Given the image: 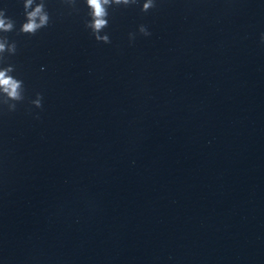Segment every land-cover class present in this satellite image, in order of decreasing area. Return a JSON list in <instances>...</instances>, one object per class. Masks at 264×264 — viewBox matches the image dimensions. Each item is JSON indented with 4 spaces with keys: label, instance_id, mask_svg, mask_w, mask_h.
<instances>
[{
    "label": "water",
    "instance_id": "95a60500",
    "mask_svg": "<svg viewBox=\"0 0 264 264\" xmlns=\"http://www.w3.org/2000/svg\"><path fill=\"white\" fill-rule=\"evenodd\" d=\"M48 10L35 35L7 12L26 98L0 112V262L264 264V0L114 7L111 43L84 0Z\"/></svg>",
    "mask_w": 264,
    "mask_h": 264
},
{
    "label": "clouds",
    "instance_id": "9594fccd",
    "mask_svg": "<svg viewBox=\"0 0 264 264\" xmlns=\"http://www.w3.org/2000/svg\"><path fill=\"white\" fill-rule=\"evenodd\" d=\"M63 3L76 10L78 0H63ZM84 3L88 9L85 27L90 30V34L96 41L111 43L110 34L105 31L110 23V9L139 6L142 12H148L157 6L158 0H84ZM22 4L24 20L19 27V32L35 35L50 24L48 0H22ZM15 29V20L7 15L6 8L0 7V112L5 109L8 112H15L18 104L26 98L24 80L15 75V65L7 62L8 56L16 54L17 42L5 34ZM138 33L145 37L152 35L149 27L141 23L136 31L128 33L130 43L135 41ZM260 40L264 43V32L260 34ZM30 103L36 108H42L43 93L37 92ZM35 116L39 118V113Z\"/></svg>",
    "mask_w": 264,
    "mask_h": 264
}]
</instances>
